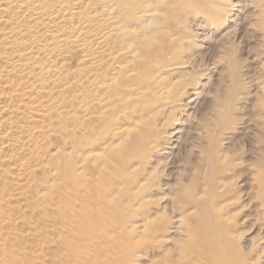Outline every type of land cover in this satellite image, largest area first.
<instances>
[{"label": "bare ground", "instance_id": "obj_1", "mask_svg": "<svg viewBox=\"0 0 264 264\" xmlns=\"http://www.w3.org/2000/svg\"><path fill=\"white\" fill-rule=\"evenodd\" d=\"M68 1L0 0V47L3 46L10 50L9 52L0 51V154L3 148L9 146V140L6 138L11 129L10 115L19 109V89H15V87L20 86L19 75L25 77L38 70L36 73L44 76L48 74V71L58 69L57 65L53 67L49 63L44 66L33 61L27 66L26 62H23L21 52L24 50H16V47L24 39L23 36H26L28 29L18 22L17 16L22 15V12H18V10H21V5H26L23 12L32 7V13L29 15V17H33L32 23H35L36 20L43 21L44 12L48 14H46V18L52 17L47 19L46 24L58 20L63 22L64 25H70L71 18L75 17L77 20L75 27L77 31H83L82 37L78 32L76 35L66 38L59 36L61 40L58 42H55L54 39L59 37H53L54 39L51 42L45 43L41 48L39 47L35 53L38 54L39 51H44L48 55L56 53L54 59L61 56L62 51L66 53L67 51L76 50L81 53L80 60H82L84 67L81 73L74 74L71 78L69 92L72 94L67 107H65V114L70 119V133L71 136L75 137V128L79 127L78 130L82 131L80 135L85 139L97 134L105 136L107 140L100 143L95 151L85 149L78 151L73 144L65 154V157H68L69 160L65 161L59 167V170L66 172L65 174L70 181L68 184L69 194L72 197H77L78 200L81 199L80 206L86 209V218L89 221L92 220L93 223H106L107 230L104 233L106 239L103 244L111 242L114 234H120L123 237L129 229L133 232L138 231V235H145L143 231L149 229L148 222L150 219H164L167 225L155 227V231H161V237L166 241L163 253L173 251L183 258L185 248H187L185 246L186 238L196 233L200 236L196 247L197 252L205 258V262L202 264H264L262 258V253L264 254L262 243H264V240L261 242L262 238H259L263 226L260 223L262 218L259 216L254 220V223L252 221V224L246 226L244 220L246 214L236 219L238 215L231 214L234 209L226 210L228 207L226 203L229 201H234L229 205L238 204L240 209L254 202L255 209L259 210V203L255 202L258 195L256 196V193H254L253 185L243 184L245 179L247 180L248 176L254 173L252 170L254 163L249 162L251 161L250 158L244 160L245 163L247 162L246 169L231 170L232 161L237 159H232L231 150L237 146H235V141L233 147L231 146L233 144H227V137L224 134V130L227 128L225 120L232 114L234 103L239 100L237 96L240 94L245 95V99L250 96L259 109L264 106V104L260 105L262 94L260 95L258 86L253 93L246 91L237 93L235 97L233 96L234 85L236 82H240L242 73L243 75L248 74L247 70L241 73L238 70L241 67L234 63L230 71L233 86L229 88L232 89L230 94L217 100L212 99L209 102L210 100L207 99L205 94L207 92L211 93V90L204 88L206 84L203 83L199 91H196L199 89L198 87L192 88L191 86L199 83L200 78L198 77L204 71L201 67L207 66L203 62L204 55L196 56L195 52L192 51L190 54H186V59L182 60L183 54H181L177 45L164 44L166 39L167 42L171 39L174 40L172 27L162 21L161 11L163 9L161 7L164 6V0H143V7L139 11H131L132 4H122L119 2L120 0H98L94 3V5L96 4L94 8L77 6L75 11L71 12L72 16L67 17L66 12L70 10L71 5ZM204 1L215 5L220 20L219 25H223L222 32L214 39L217 47L211 45L213 48L228 47L230 49L236 45L242 21L238 22V19L235 18H239V15L236 13L231 14V12L234 6H239L242 3L241 6L243 7L240 6L239 8L243 12V20L245 18L252 19L254 24H257V28H260L261 34L258 35V42L264 49V0H254V2H260L257 6L261 10L258 11L256 19L254 18L255 13L247 12L244 14L246 0H221L222 3L219 0V2L215 0ZM182 2L187 4L190 0H182ZM28 6L30 7L28 8ZM52 6L53 11L51 12V9L48 8ZM126 8H129V10H126L127 12L125 11ZM124 11L126 13H123ZM232 16H234L235 21L229 24L227 21ZM229 20L233 21L231 18ZM196 23L193 25L203 28L205 26L203 23ZM169 30H171L170 33ZM202 36L208 40L213 39L211 34ZM90 38L97 39V46L89 44ZM197 43L199 42L197 41ZM29 47L33 48V46ZM26 54L30 55L31 53L26 52ZM177 57L180 60L176 62ZM126 63L131 65L127 70L125 69L128 67ZM186 64H191V70L187 72L191 76V81L188 80L179 89L180 84L175 82V78H172L171 74L177 71L182 72ZM27 69L30 71L26 73ZM263 75L260 74V76ZM221 80L220 78L214 81L207 79L206 83L210 87L212 85L218 86ZM165 81L167 85L164 87ZM36 82H38L37 78L30 82L29 88L37 85ZM171 88L175 93L174 99L171 101L170 106H166L164 97H167V93ZM75 92H78V94L74 95ZM192 94L196 96L193 99L195 107L186 114V119L194 117V115L198 116V114L206 118L207 124L204 135L206 143L201 141L200 136L189 134L186 131L188 128L185 130L187 135L183 130L185 126H180L182 124L171 129L163 128L158 135L160 141H153L152 143L148 141V136L150 137L153 133L150 125L151 128L152 123L155 127H160V125L163 127L165 121L180 120L178 118L171 119L170 111L187 107L189 101L192 100ZM77 96L78 100L76 99ZM29 103L30 105L36 104L34 101ZM162 107L167 108L164 117H160L163 113ZM203 107H207L213 115H208L202 111ZM167 110L169 112H166ZM261 111L259 110L258 116L261 118L257 124L264 130V111ZM48 113L49 109L40 112L41 115H47ZM113 114L117 118V122L112 118ZM213 121L220 125L218 129H211ZM90 125L92 127L87 131ZM12 133L14 134V132ZM173 137L175 139L170 143ZM190 140L192 141L191 147L182 144L184 141L188 143ZM120 143L124 146L120 147ZM167 144H173L168 152H166L165 147ZM193 147L199 148V153H194ZM107 149L117 153L114 158L106 156ZM180 151L185 157V164L190 166L189 168H179L177 166L176 161ZM152 152V157L155 160L151 162L144 178L146 179L151 174L157 176V180L155 183L153 182L149 194L146 193L147 195H145L146 199H155V207L151 212L148 210L146 213H141L135 209L140 207L141 202L144 203V195L141 194L140 196V192H138V188L142 183L136 182L134 177L130 179L129 176L136 173L138 167L136 165L141 163L142 160H147ZM78 153L82 156L86 155L81 158L82 160L78 162L77 166L75 165L77 162L74 163L73 159L79 156ZM254 153L256 157H260L259 153L255 151ZM57 154L55 152L51 156L56 157ZM84 160L89 161V167L83 166ZM108 164L114 166L115 169H112L113 174L118 180L113 183L114 186L110 184L109 186L106 184L104 187L96 185L97 175H100V172ZM244 171L247 174H243ZM137 174L139 175V173ZM78 179H81L82 183ZM75 184L84 187V194L79 188L74 187ZM232 191L234 194L229 196ZM245 195L246 198L243 199ZM262 197L261 200L263 201ZM134 207L136 208L133 209ZM139 215H144V218L132 220ZM261 215L263 216L264 213H261ZM200 216L202 219L197 222ZM182 220L184 222L186 220L190 224L192 222L191 226L182 229L181 225L183 223L179 225ZM193 224L194 226H192ZM245 228L246 231L253 229L252 232L255 234L251 235L250 241L247 242L246 240L244 244H239L240 234L233 236L230 233H241ZM213 235L222 237L224 241H210L207 239L213 237ZM163 253H160L159 256H163ZM14 255L16 256V254ZM11 264L13 263L11 262ZM177 264L181 263L178 262Z\"/></svg>", "mask_w": 264, "mask_h": 264}, {"label": "rangeland", "instance_id": "obj_2", "mask_svg": "<svg viewBox=\"0 0 264 264\" xmlns=\"http://www.w3.org/2000/svg\"><path fill=\"white\" fill-rule=\"evenodd\" d=\"M97 1L98 0H69L68 2L71 3V5L70 10L66 12L68 14L67 17L72 16L71 12L75 11V7L88 6L94 8L96 6L94 3ZM215 1L223 2L221 0ZM119 2L122 4H132L131 11H139L144 4L143 0H120ZM259 3L258 1L254 2V0H246L244 14L247 12L255 13L254 18L256 19L258 11H261L257 6ZM163 4L164 6L161 7L163 9L161 11L162 21L168 24L169 27H172V34L174 35V40L171 39V41L167 42L166 39L164 44H170L171 46L177 45L179 51L183 54L182 60L186 59V56L192 51L195 52L194 54L196 56L204 55L203 62L207 66L201 67L204 71H202V75L198 77L200 81L196 83V85H191L192 88L198 87L199 89L196 91H199L203 83L206 84L204 88L206 90L208 88L211 90V93L207 92L205 94L207 95V99L210 100L209 102H211L212 99L217 100L228 96L232 90L229 88L233 87L230 71L233 64L237 63L238 67H241L238 68V70H240L241 73L247 70L248 74L243 75L242 73L243 76L241 75L240 82H236L233 87L235 89L233 91V96L235 97L237 93H244L246 91H251V93H253L256 88L259 87L260 95L262 94L260 105L264 104V75L260 76L261 73L264 74V49L258 42V35L261 34V31L260 28H257L258 26L256 23L255 26L252 19L245 18L243 20V12L239 8L243 5L242 3L239 6H234L231 12V14L236 13L239 15V18H235L238 19V22L242 21L237 43L230 49L228 47H221L219 48L220 50L218 48H213L216 46V42H214L215 37H218L223 30V25H219L220 20L215 5L204 0H190L187 4H183L182 0H164ZM21 6V10H18V12H22V15L19 17L17 16V19L24 28L28 29V33L26 34L28 37L25 35L23 36L24 39L20 41L16 50H24L21 52L23 55V62H26L27 66L33 61L44 66L49 63L53 65V67L57 65L58 69L48 71V74L44 76L36 73L38 70H35L36 72H32L33 74L31 73L25 77L24 75H19L20 86L15 87V89H19V109L15 110V113L10 115L11 119L9 123H11V129L6 138L9 140V146L3 148L0 154V264H11V262L13 264H17L18 262V264H23L24 262L26 264H113V262L114 264L204 263L205 258L197 252L196 247L199 243L200 236L196 233L186 238L185 246L187 248H185L183 258L179 257L178 253L176 254L173 251L163 253V247L166 246V241L161 237V231H155V227L167 225L164 219H162L163 221L150 219L148 222L149 229L143 231L145 235H138V231L133 232L129 229L123 237L120 234H114L111 242L103 244L106 239L104 234L107 230L105 226L106 223H93L91 222L92 220L89 221L86 218V209L80 206L81 199L78 200L77 197H72L69 194L68 184L70 181L65 174L66 172L64 173L59 170V167L65 161L67 162V160H69L68 157H65V154L69 151L68 148H71L73 144L78 151L84 149L95 151L98 149L100 143L107 140L105 136L103 137L97 134L91 136L89 139H85L81 137L80 133L82 131L78 130L79 127L75 128V137L71 136L70 133V119L65 114V107H67L72 94L69 92L71 78L74 74L78 75L81 73L84 67L82 60H80L82 57L81 53L76 50L71 52L67 51L66 53L62 51V55L58 56L57 59L55 58L56 60L53 58L56 53L51 55H48L44 51H39L38 54L35 53L39 47L41 48L45 43L51 42L52 39L56 37L63 36L66 38L76 35L77 32L82 37L83 31H77L75 27L77 20L75 17H72L69 22L71 26L68 24L64 25L63 22H59L58 20L46 24L47 19L52 18H46L48 15L46 12L43 14V21L36 20L35 23H32L33 17H29V15L32 13L33 8H29L30 6H28L29 9L23 12L26 5ZM48 9H51L52 12L53 6ZM126 10H129V8H126L125 11ZM125 11L123 13L127 12ZM4 14L2 15L3 17L5 16ZM230 18L233 19V21L229 20ZM229 19L227 21L229 24L235 21L234 16L229 17ZM194 23H203L205 26L204 28L194 26ZM170 32L171 30H169V33ZM201 34L204 36L206 34H211V36L213 35V39L208 40L203 38ZM60 37L54 39V41L58 42L61 40ZM197 41L199 43H197ZM88 42L91 46H97V39L95 38H90ZM29 46H33V48ZM0 51L9 52L10 50L2 46L0 47ZM26 52H30L31 54L27 55ZM213 56L216 57L214 58ZM179 60L178 57L175 59L176 62ZM214 60L217 61V64ZM212 62H214L213 65H211ZM126 65L128 66L125 68L126 70L131 67L129 63H126ZM185 66L182 72L177 71L171 74V77L175 78V82L180 84L179 89L186 84L188 80L191 81V76L187 74V72L191 70V64H186ZM29 71L30 70L27 69L25 72L27 73ZM36 78L39 83L36 82L37 85L33 88H29L30 82ZM218 78L222 79L218 86L212 85V87H210L207 85V79L214 81ZM166 81H168V79H166ZM166 81L164 87L167 85ZM77 94L78 92H75L74 95ZM174 95L175 93L172 88L169 89L167 97L164 95L166 106L171 105ZM78 96L76 98L77 100ZM237 97L239 100L234 103L232 114L225 120L227 128L224 130V134L227 137V144H233L231 145L233 147L235 141V146H237L236 148L231 147L233 149L231 150L232 159H237L232 161L230 169L233 171L246 169L247 162L245 163L244 160H249L251 158L249 162L254 163L252 166L254 173L250 174L243 184L249 186L253 185L254 193H256V196L258 195L255 202L259 203V210L257 211L255 209L254 202H251L249 206H245L241 209L238 208V204L233 206L229 205L234 201L226 203V206H228L226 210L234 209L231 214H237L238 216L236 219L241 218L245 214L249 215H245L246 217L244 216L246 226L254 223V220L260 216L262 218L260 223H262L263 226L259 238H262V242V240H264V215H261V213H264V186H262L264 184V142H262V140H264V130L261 129L257 123L261 118L258 116L259 110L261 111L262 109L261 112H263L264 106H261V109L257 108L250 96H247L245 99V95L240 94ZM191 98L192 100L189 101L187 107L170 111L171 119L178 118L181 121H165L163 127H161V125L160 127H155L152 123V128L150 125V129H153V133L150 137L148 136V141L151 143L153 141L158 142L160 141L158 135L163 128L171 129L179 127V124H182L180 126H185L183 129L184 131L188 128L186 131L189 132V134L200 136L201 141L206 143L204 137L207 124L206 118L198 114V116L194 115V117L186 119V114L191 112L195 107L193 99L196 98V96L192 94ZM31 101H34L36 104L30 105L29 102ZM46 109H49V115H41L40 112ZM162 109L163 113L160 117L165 116L164 112L167 108L162 107ZM201 110L208 115H213L207 107H203ZM166 112H169V110ZM112 118L117 122V118L114 117V114ZM85 121L87 122L88 120ZM213 122L211 129H218L220 125L216 124L215 121ZM91 127L92 125L87 128V131ZM12 132H14V134ZM174 139L175 137L171 139L170 143ZM182 144L191 147L192 141L190 140L188 143L184 141ZM121 145L122 143H120V147L124 146V144ZM167 145H165L166 152L170 150L173 144ZM193 150L194 153H199L200 151L197 147H193ZM254 151L259 153L260 157H256ZM55 152L58 153L57 156H51V154ZM78 154L79 156L74 154L77 157L73 159L74 163L77 162L75 164L77 166L79 164L78 162L82 160L81 158H84V155H86L84 154L82 156L80 153ZM115 154L117 153L112 152L110 149L106 150V156L108 157L111 156L114 158ZM152 155L153 152L149 154L147 160H142L141 163L137 164L136 173L129 176L130 179L134 177L136 182L142 183L138 188V192H140V196L141 194L144 195V203L141 202L140 207L133 208H136L135 210L141 213H146L148 210L151 212L155 207V199H146L145 196L147 195L146 193L149 194L153 182L155 183L157 180V176L154 174L149 175L146 179L144 178V176L147 175V169L150 167L151 162L155 160ZM176 162L179 168L190 167L188 164H185V157L181 151ZM89 165V161L86 162V160H84L83 166L89 167ZM112 169H115L114 166L108 164V166L100 172V175H97L98 180L96 185L104 187L106 184L108 186L110 184L114 186L113 183L117 181L118 178H115ZM137 173H139V175ZM243 174H247V172L244 171ZM78 181L82 183L81 179H78ZM74 187L77 189L79 188L83 192L82 194H84L85 189L83 186L75 184ZM233 194L232 191L229 196ZM245 198L246 195L243 199ZM142 217L144 218V215H139L132 220H141L143 219ZM200 219H202L201 216L198 218L197 222L201 221ZM180 224H182V227H180L183 229L191 226L192 222L190 224L188 221L185 220L184 222V220H182L179 225ZM192 226H194V224ZM252 231L253 229L246 231L245 228L241 233L230 234L233 236L240 234L239 236L241 237L238 238V242L239 244H244L246 240L247 242L250 241L255 234ZM207 239L210 241H224L222 237L215 235ZM262 244L264 245V243ZM191 251L195 252L192 253ZM160 253H163V256H159ZM13 254H16V256H13ZM262 258L264 259L263 253Z\"/></svg>", "mask_w": 264, "mask_h": 264}]
</instances>
